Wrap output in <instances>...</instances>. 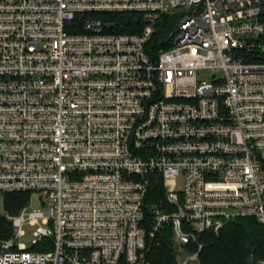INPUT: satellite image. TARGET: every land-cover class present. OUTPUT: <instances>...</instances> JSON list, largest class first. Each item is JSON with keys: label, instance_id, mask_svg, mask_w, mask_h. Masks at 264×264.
Instances as JSON below:
<instances>
[{"label": "built area", "instance_id": "built-area-1", "mask_svg": "<svg viewBox=\"0 0 264 264\" xmlns=\"http://www.w3.org/2000/svg\"><path fill=\"white\" fill-rule=\"evenodd\" d=\"M0 205V264H147L168 234L199 264L203 234L264 227V0H0Z\"/></svg>", "mask_w": 264, "mask_h": 264}, {"label": "trees", "instance_id": "trees-1", "mask_svg": "<svg viewBox=\"0 0 264 264\" xmlns=\"http://www.w3.org/2000/svg\"><path fill=\"white\" fill-rule=\"evenodd\" d=\"M107 25L112 33H137L143 27V18L135 13L95 15ZM174 15H163L155 24L152 46H164V41L175 26ZM166 48V46H165ZM159 188V187H158ZM156 189V188H154ZM160 193L161 191L160 187ZM28 193L6 194L3 196V210L16 215L27 204ZM12 227L0 215V239H8ZM153 246L146 255L147 264H176L169 234ZM202 244L199 252L200 264H257L264 259V227L253 218H237L227 222L218 235L205 233L198 239ZM196 247L191 246V249ZM38 250V248H37Z\"/></svg>", "mask_w": 264, "mask_h": 264}, {"label": "rangeland", "instance_id": "rangeland-1", "mask_svg": "<svg viewBox=\"0 0 264 264\" xmlns=\"http://www.w3.org/2000/svg\"><path fill=\"white\" fill-rule=\"evenodd\" d=\"M0 210H1V205H0ZM34 228L35 227L30 226L28 224L23 225V227L21 228L23 232V236L18 238L17 242L21 245H24L26 248H30L34 241V237H33Z\"/></svg>", "mask_w": 264, "mask_h": 264}, {"label": "water", "instance_id": "water-1", "mask_svg": "<svg viewBox=\"0 0 264 264\" xmlns=\"http://www.w3.org/2000/svg\"><path fill=\"white\" fill-rule=\"evenodd\" d=\"M37 205V200H36V198H32V202H31V206L32 207H35Z\"/></svg>", "mask_w": 264, "mask_h": 264}, {"label": "crops", "instance_id": "crops-1", "mask_svg": "<svg viewBox=\"0 0 264 264\" xmlns=\"http://www.w3.org/2000/svg\"><path fill=\"white\" fill-rule=\"evenodd\" d=\"M200 264V263H199Z\"/></svg>", "mask_w": 264, "mask_h": 264}]
</instances>
